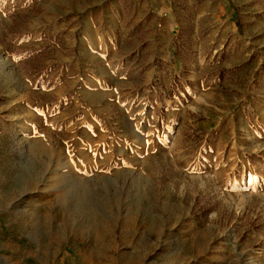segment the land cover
I'll list each match as a JSON object with an SVG mask.
<instances>
[{"label": "rangeland", "instance_id": "rangeland-1", "mask_svg": "<svg viewBox=\"0 0 264 264\" xmlns=\"http://www.w3.org/2000/svg\"><path fill=\"white\" fill-rule=\"evenodd\" d=\"M25 1L0 9V264H264V0ZM42 46L55 87L24 74Z\"/></svg>", "mask_w": 264, "mask_h": 264}, {"label": "trees", "instance_id": "trees-1", "mask_svg": "<svg viewBox=\"0 0 264 264\" xmlns=\"http://www.w3.org/2000/svg\"><path fill=\"white\" fill-rule=\"evenodd\" d=\"M26 2L25 0H22ZM6 4H14V0H0V9L6 7ZM185 9V7H183ZM12 18V27L17 26V22L13 13L9 14ZM178 22L180 24L179 32L175 40V56L181 61L182 69L179 75L173 77V80L169 86L167 96L169 98L178 96L181 92H184L182 83H190L187 80V75L189 73V63L193 58V39H192V25L189 21L184 19L182 16L178 17ZM139 33V27H136L134 32ZM47 46H42L37 50L25 49L22 50V56L20 61L31 60V64H23L24 74L32 84L44 87H55V78L59 75L60 65L55 62L49 64H43L41 60H53V58L46 53L48 52ZM199 212H194L196 219L200 222L197 217Z\"/></svg>", "mask_w": 264, "mask_h": 264}]
</instances>
